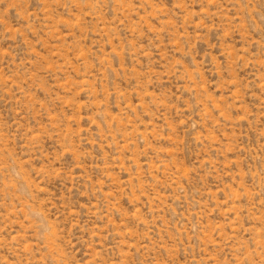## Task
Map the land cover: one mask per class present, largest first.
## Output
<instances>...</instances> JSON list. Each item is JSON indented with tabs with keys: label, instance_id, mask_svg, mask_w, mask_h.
I'll return each mask as SVG.
<instances>
[{
	"label": "rangeland",
	"instance_id": "374dc122",
	"mask_svg": "<svg viewBox=\"0 0 264 264\" xmlns=\"http://www.w3.org/2000/svg\"><path fill=\"white\" fill-rule=\"evenodd\" d=\"M0 264H264V0H0Z\"/></svg>",
	"mask_w": 264,
	"mask_h": 264
}]
</instances>
